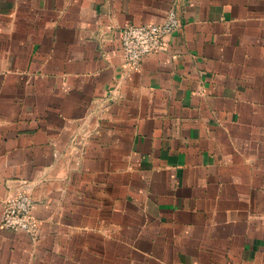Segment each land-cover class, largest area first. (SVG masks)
<instances>
[{
  "label": "crops",
  "instance_id": "0c3cea01",
  "mask_svg": "<svg viewBox=\"0 0 264 264\" xmlns=\"http://www.w3.org/2000/svg\"><path fill=\"white\" fill-rule=\"evenodd\" d=\"M22 192L0 264H264V0H0V219Z\"/></svg>",
  "mask_w": 264,
  "mask_h": 264
},
{
  "label": "built area",
  "instance_id": "2783aa9c",
  "mask_svg": "<svg viewBox=\"0 0 264 264\" xmlns=\"http://www.w3.org/2000/svg\"><path fill=\"white\" fill-rule=\"evenodd\" d=\"M180 27L179 19L171 11L159 24H133L121 30V46L127 65L137 69L145 57L160 53L166 48V37ZM34 201L25 192L7 199L3 205L0 227L14 232L36 234L37 221L33 215Z\"/></svg>",
  "mask_w": 264,
  "mask_h": 264
}]
</instances>
